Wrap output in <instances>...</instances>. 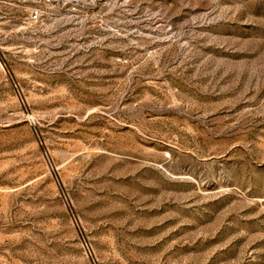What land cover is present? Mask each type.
I'll return each instance as SVG.
<instances>
[{
	"label": "rangeland",
	"instance_id": "obj_1",
	"mask_svg": "<svg viewBox=\"0 0 264 264\" xmlns=\"http://www.w3.org/2000/svg\"><path fill=\"white\" fill-rule=\"evenodd\" d=\"M0 264H264V0H0Z\"/></svg>",
	"mask_w": 264,
	"mask_h": 264
},
{
	"label": "built area",
	"instance_id": "obj_2",
	"mask_svg": "<svg viewBox=\"0 0 264 264\" xmlns=\"http://www.w3.org/2000/svg\"><path fill=\"white\" fill-rule=\"evenodd\" d=\"M38 16H39V11L37 9H34L31 11L30 19L36 20V19H38Z\"/></svg>",
	"mask_w": 264,
	"mask_h": 264
}]
</instances>
